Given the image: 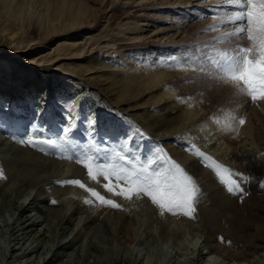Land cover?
<instances>
[{
    "label": "rangeland",
    "instance_id": "1",
    "mask_svg": "<svg viewBox=\"0 0 264 264\" xmlns=\"http://www.w3.org/2000/svg\"><path fill=\"white\" fill-rule=\"evenodd\" d=\"M86 2L92 9L88 14L90 20L102 24L97 32L99 40L106 42L112 48L108 49L115 51L116 55L120 52V58L117 60L122 63V67H131L133 70L134 63L142 61L152 68L162 69L157 72L161 78L156 83L146 82L144 83L147 84L146 87L142 82L136 81L129 86V93L125 96L127 102L125 107L134 108L135 110L128 112L135 114L129 117L116 112L107 101L99 97V94L87 95L89 88H84L76 79L72 78V84H69L66 77L55 76L53 82L50 73L46 74L47 81L38 77L36 79L28 66L20 63L16 55L12 54L15 55L13 58L5 55L0 57V65L7 69V73L0 69V118L23 120L27 126L25 129L34 123L37 132L39 131L36 135L37 140L63 138L66 141L65 148L54 150L52 155L63 169L60 175L63 180L72 181L74 177L70 176L74 174L76 167L91 163L84 159L87 156H94L105 164H115L129 170H132V165L119 159V156L131 159L136 168L148 166L150 171L162 169L163 166L159 162L148 164L150 160H158L156 153L159 151L165 159L171 157L176 161L194 178L197 185L202 187L204 181L200 174H195L193 168L191 169L190 162L192 158H196L205 166L211 161L204 162L193 151L186 150L187 146L195 145L217 163L230 169L233 177L239 179V185L249 190V194L257 198L258 195H262L261 201H258L264 203V154L260 155L262 159L257 160L258 179L255 183L246 171L239 170L236 157L243 154L254 156L257 148H262L264 152V101L253 103L250 98L241 94L235 85L226 81L224 74L210 59H206L218 58L224 52L231 51L237 44L246 46L244 40L226 38L232 31L226 26L232 11L226 0H86ZM101 10H104V14ZM138 21L149 25L145 26L146 37L138 41L122 39L130 31L128 27ZM157 30L161 33L153 34ZM3 33L10 37L8 31ZM55 39V35L52 37L50 35L43 44L52 43ZM6 53L11 52L6 50ZM100 57V60H106L108 63L113 61V55L109 59H105L103 55ZM160 60L164 64H157ZM80 61L88 64L90 60ZM32 83H39L40 87H45L43 89L45 93L37 96L31 95L28 90L20 91L21 87L25 88L26 84ZM167 90L172 91V94L167 95L165 93ZM56 97L66 100L65 103L75 99L78 105L64 112L61 107H57ZM177 99L180 105L178 108L172 102ZM188 101L191 103L190 107L187 106ZM6 107H10L16 113L4 112ZM172 113L174 115L170 117ZM90 119L95 120L94 126L89 123ZM240 119H244L245 124H239ZM225 126L229 131L231 129V134L224 131ZM244 127H248V135L241 137V129ZM65 128L69 129L67 136L64 135ZM10 139L12 142L15 141ZM178 146H183L182 149L189 156L183 158L174 154L173 148ZM109 154L111 159L106 158ZM83 168L86 174L88 169L86 166ZM92 168L93 174H96L94 163ZM205 168L217 176L214 169L207 166ZM86 175L87 181L95 182L97 187L92 184L89 186V182H86L89 183L86 187L83 180L85 190L78 184L71 183V187L81 188L83 195L89 198L87 203L98 207L95 213L96 215L100 213L103 225L113 228V233L106 244L112 248L110 257L114 264H120L115 262L122 257L131 261L137 260L136 263L132 262L133 264H231L218 253L210 254L206 247V233L202 230V221L196 211L193 214L194 218L164 212L165 220L157 224L149 215L153 211V206L148 197L134 196L132 200H126L107 191L104 185L108 181L100 177L94 181L89 174ZM89 189L99 192L121 207L116 209L102 205L91 195ZM73 192L75 195L76 190ZM18 197L19 195L14 196L21 200ZM62 200H64L62 204L70 211L74 207L76 210L75 198L69 196ZM78 200L80 203L84 202L79 198ZM156 208L159 209L157 206ZM117 210H121V213L117 212L118 216H115ZM74 213L76 214L72 215L73 222H77L82 213L77 211ZM118 213L129 217L126 233L120 232L119 228L120 226L122 228V225ZM12 220L11 212L0 213V244L6 240L8 242L12 237L8 225ZM114 222L119 223V226ZM4 225L6 233L2 228ZM79 226L81 232L87 231V235L94 230L91 224L86 225L82 222ZM262 252L264 254V251ZM201 253L204 255L200 256ZM32 259L34 260L31 263L39 260L37 256ZM12 262L11 258H6L0 252V264H14ZM81 264L92 263L87 261Z\"/></svg>",
    "mask_w": 264,
    "mask_h": 264
},
{
    "label": "bare ground",
    "instance_id": "2",
    "mask_svg": "<svg viewBox=\"0 0 264 264\" xmlns=\"http://www.w3.org/2000/svg\"><path fill=\"white\" fill-rule=\"evenodd\" d=\"M91 12L92 9L86 0H0V57L5 55L13 58L16 55L17 60L28 66L35 78H42L45 81L48 80L46 75L48 73L53 82L55 76L66 77L69 79V84H72V78L76 79L80 81V85H84V88H89L87 95L99 94V97L107 101L116 112L132 117L135 113L128 111L135 109L125 107L127 104L125 96L129 93V86L136 81L143 84L149 81L156 83L161 78L157 72L162 69L152 68L142 61L134 63L133 70L131 67H122V63L117 60L120 58V52L116 55L115 51L108 49L111 47L106 42L99 40L97 32L102 24L90 20L88 14ZM103 12L104 10H101V13ZM145 26L149 25L143 21L129 26L130 31L122 39L142 40L146 37ZM4 31H8L10 37L4 34ZM156 33L161 31L153 32ZM50 35L51 37L55 35L56 39L53 44L44 45V40ZM6 50L11 53H6ZM100 55L105 59L112 57L113 61L109 63L106 60L102 61ZM88 59L90 60L88 64L80 61ZM157 64L164 62L160 60ZM3 66L0 65L1 71L7 73L6 67ZM38 84H26L27 88L21 87L20 91L28 90L31 95H42L41 93H45L43 90L45 87L42 88ZM144 85L147 87V84ZM165 93L170 95L172 91L167 90ZM81 95L84 96L83 93ZM56 99L57 107H61L64 112L78 105L75 99L69 100L68 103H65L66 100L61 97ZM97 101H95L96 106ZM172 102L178 108L179 99ZM187 106H191L189 101ZM3 111L16 113L10 107H6ZM173 115L172 113L170 117ZM29 126L27 130L23 120L0 118V213L11 212L13 215V220L8 222L12 237L8 242L6 240L0 244V252L6 258H11L14 264H24V262L25 264H81L87 261L92 264H114L110 257L112 248L106 244L110 234L113 233V228L103 225L100 213L96 215L98 207L87 203L89 198L83 195L80 186L73 188L69 183L70 180L60 178L63 169L58 160L52 157L54 149L41 150L27 143H19L28 136L37 140L36 135L39 131L37 132L35 124ZM245 127L241 129V137L248 135V127ZM224 128V131H229L227 126ZM229 132L231 134V129ZM10 138L15 141L12 142ZM42 147L46 148V146ZM182 147L173 148V153L183 158L189 156ZM261 149L257 148L254 156L236 155L239 170L246 171L253 183L258 179L257 160L262 159L260 155L264 154ZM190 163L194 173L200 174L204 181L203 188L199 187L195 207L196 214L202 221V230L206 233V247L210 254L218 253L231 264L264 262L262 252L264 251V203L258 201L262 195H258L257 198L245 189L243 193L231 194L220 182L219 177L211 171L208 172L199 159L192 158ZM83 166L85 164L76 167L74 174L70 176L74 177L73 180H80L81 184L82 180L85 183L89 182L86 177L88 171L86 170L85 174ZM231 179L239 181L233 175ZM89 183L85 186L87 184L95 186V182ZM15 195H19L21 200L14 198ZM69 196L75 198L76 210L74 207L70 211L62 204L64 203L62 199ZM78 198L87 204L80 203ZM152 206L153 211L149 215L158 224L165 215L161 214V210L156 206L154 207L153 204ZM74 211L82 213L77 222L74 221L75 224L72 217L76 214ZM120 211L117 210L115 216H118L116 214ZM118 219L122 225V228L121 226L119 228L120 232L126 233L129 217L120 215ZM81 221L94 227L92 233L88 232L87 235V231L86 234L80 231ZM2 228L6 233L5 225ZM117 228L116 226V230ZM94 237L97 240L93 239ZM202 255L204 254L201 253L200 256ZM35 256L39 260L31 263ZM134 261L122 257L115 263L133 264Z\"/></svg>",
    "mask_w": 264,
    "mask_h": 264
},
{
    "label": "snow or ice",
    "instance_id": "3",
    "mask_svg": "<svg viewBox=\"0 0 264 264\" xmlns=\"http://www.w3.org/2000/svg\"><path fill=\"white\" fill-rule=\"evenodd\" d=\"M226 3L232 8L230 18L226 21V26L232 31L226 38L236 41L244 40L246 46L237 44L231 51L224 52L218 58L206 57V59H210L224 74L226 81L235 85L239 92L250 98L253 103L264 101V0H226ZM245 122L244 119L239 120L241 125ZM89 123L94 126L95 120L90 119ZM68 131V128L64 129L65 136ZM19 143H27L41 150H62L66 145L63 138L35 140L32 136H28L26 140H20ZM186 150L193 151L204 162L211 161L205 166L215 170L220 182L227 187L229 193L234 195L243 193L244 189L239 183L231 179L230 169L217 163L195 145L187 146ZM156 155L158 160H150L148 164L159 162L163 166L162 169L150 171L148 166L136 168L131 159L123 156L118 158L132 165V170L115 164H105L94 156L85 157L91 162L85 166L92 180L95 181L100 177L108 181L104 187L109 193H114L126 200H132L134 196L148 197L152 204L161 210V214L168 212L194 218L199 186L194 178L171 157L165 159L159 151ZM106 158L111 159V154ZM92 163L97 169L96 174H93ZM69 183L84 187L78 180H72ZM89 191L102 205L116 209L121 207L120 204L106 199L99 192L92 189Z\"/></svg>",
    "mask_w": 264,
    "mask_h": 264
}]
</instances>
